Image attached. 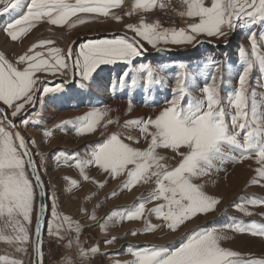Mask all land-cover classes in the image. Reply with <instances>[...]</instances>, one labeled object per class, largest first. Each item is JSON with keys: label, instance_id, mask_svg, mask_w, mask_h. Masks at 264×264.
<instances>
[{"label": "snow or ice", "instance_id": "snow-or-ice-1", "mask_svg": "<svg viewBox=\"0 0 264 264\" xmlns=\"http://www.w3.org/2000/svg\"><path fill=\"white\" fill-rule=\"evenodd\" d=\"M20 0L10 4L15 8ZM169 0H135L131 11L125 15L131 16L137 10L145 12L156 8L165 9ZM186 11L180 15L198 22L188 25L186 29H165L160 23L141 22L138 25H127L132 37L119 36L112 39H94L78 45L74 52L70 45L67 50L59 47H48L54 41L43 39L31 45L20 55L15 63L11 62L3 53H0V241L16 245L18 252H27L25 245L30 241L29 225L32 224L33 211L36 204V189L44 196V186L40 179L35 160L25 140L12 118L18 116L26 105L36 103V92L42 94L54 93L62 90V86L55 88L40 85L44 83L38 73L45 75L64 76L71 70H78L84 81L91 79L93 73L102 65H113L118 62L131 64L132 60L141 56L146 41L152 48L165 51L160 45L168 44H194L199 43L197 37H224L228 31L237 27V22L247 21L252 24L258 19L264 21V0H182ZM123 0H30L27 10L18 18L8 22L3 27L5 34L12 40L18 41L26 36L37 24L47 22L51 25L63 27L68 25L69 30L92 22L89 19L78 18L69 23L73 17H80L81 13L95 14L108 17L114 8L122 6ZM8 9L0 11V15ZM112 19L122 21L121 16L113 15ZM137 37L139 39H137ZM252 54L241 48L240 55L245 66L239 75V88L227 98V103L235 109L230 116V125L226 121L225 109L221 107V100L213 83L205 84L202 89L204 99L191 100L181 106V100L189 92L185 81L176 79V89L173 99L166 101L167 105L155 118L133 119L125 121L122 127L138 130V136L120 133L111 134L104 142L96 145L90 152V159H75V167L79 169L83 180L97 184L99 188L104 183L92 180L86 168L95 165L113 179L125 176L121 190L131 191L139 184L154 183V188L148 193V200H141L131 209L114 211L109 214L99 226L108 231V222L113 218L119 221L141 220L145 216L146 205L154 201H161L156 207L149 209L162 224L147 223L145 232H155L166 228L170 232H178L182 227L194 221L197 217L207 216L216 211L220 203L218 198L208 195L203 185L194 183L195 180L220 172L226 162L239 163L250 159L254 155L256 162L261 165L256 171L260 179H264V112L258 111V105L253 100L249 109L246 96V81L253 67L264 71V53L257 51L255 34L250 35ZM47 52L37 49H45ZM214 63V62H213ZM23 66V67H21ZM183 67V65H181ZM137 71L144 73L141 79L148 87L157 83L154 69L148 64H141ZM127 76L125 72L123 74ZM137 79H131L134 88ZM131 103V101H129ZM7 109H11L9 113ZM107 115L100 109H94L77 121H65L58 127L70 125L77 135L94 133L100 126L101 120ZM38 122V121H37ZM116 121L109 119L107 124ZM20 124L27 126L29 120L22 119ZM104 125L105 127L107 126ZM244 133L243 140L240 139ZM51 135V132H46ZM131 141L127 143L125 141ZM144 141L146 147L138 145ZM34 143V141H32ZM225 147L228 151H225ZM164 150L170 155L162 154ZM235 153V154H234ZM31 169L33 179L29 178L27 169ZM69 179V178H66ZM73 187L78 182L69 179ZM252 183H258L253 180ZM113 196L116 193H112ZM247 203L252 206L264 205V200L253 198ZM54 210L52 212L53 224L49 227V234L57 239H63L61 228L63 223L71 227V218L61 216ZM239 211L247 212L243 203L234 205ZM45 205H39V212L35 229V264H41L42 252L40 248L41 225L44 219ZM90 219L96 220L93 213ZM60 223H57V222ZM224 228L238 233H248L253 236L264 237V227H244L240 224H230L217 227L208 225L198 227L189 232L180 246L170 248L167 246L148 245L144 247L129 246L125 254L133 259L115 264H264L262 260L236 261L233 258L238 253L223 248L220 241ZM75 231H81L76 223ZM132 232L131 235H137ZM115 237L105 241L112 244ZM80 258H89L100 252L98 246L85 250L75 241ZM73 242L69 241L71 248ZM108 255V254H105ZM3 264H23L22 261L0 256ZM65 264H73L71 258H65Z\"/></svg>", "mask_w": 264, "mask_h": 264}, {"label": "rangeland", "instance_id": "rangeland-1", "mask_svg": "<svg viewBox=\"0 0 264 264\" xmlns=\"http://www.w3.org/2000/svg\"><path fill=\"white\" fill-rule=\"evenodd\" d=\"M13 2L14 0H9L0 10L8 9L0 15V53H3L13 63L32 44L43 39L54 41V44L48 47H59L66 51L75 40L86 35L123 32L133 36L134 33L128 30L127 25H138L142 21L150 24L158 21L162 28L177 30L181 28L187 30L188 25L198 22L196 19L180 15L181 12L186 11L182 0H169L168 7L165 9L156 8L148 12L137 10L131 16L125 15V13L131 11L133 7L126 11L124 9L126 0H123L122 6L112 9L108 17L81 13L80 17H73L69 23L76 22L78 18L89 19L92 22L78 25L71 30L68 25L58 27L45 21L37 24L20 40L12 41L3 31V27L24 14L30 0H20L15 8H11L10 4ZM70 2L74 3L75 0H70ZM206 3H210V0H206ZM113 15L121 16L122 21L117 22L112 19ZM49 27L64 35L60 38L46 37ZM253 33L257 42V51L264 53V21L258 19L252 24L247 21H238L237 27L228 31L227 36L224 37L200 35L197 37L199 43L160 45L164 49L176 52L167 50L158 52L146 41L141 40L140 43L149 52V55L142 52V55L133 59L131 64L118 62L113 65H102L88 81L82 80L78 70L71 69L64 76L37 74L44 81L40 85L41 89L44 86L52 88L62 86V90L48 94H42V91L36 92L34 106L26 105L25 109L12 119L16 120L28 110L33 109L26 117L29 124L25 126L18 123L17 126L18 130L29 140L35 159H37L41 177L49 193L50 214L43 239L42 264H65L66 257L71 258L73 264H115L117 260L124 262L133 259L130 254H125L129 246L178 247L185 240L187 234L198 227L208 225L221 227L237 223L244 227L253 225L258 228L264 227V205L252 206L247 203L253 198L264 200V179H260L256 171L261 165L256 162L257 158L254 155L239 163L226 162L221 166L220 172L214 171L210 176L195 180L194 183L203 185L205 193L218 198L220 203L215 212L197 217L175 233L166 228L158 229L155 232L144 231L149 221L152 224L163 223L154 214L148 212L161 201L148 203L145 216L141 220L119 221L113 218L108 222L106 234L99 226L112 212L131 209L141 200H148V193L154 188V183L139 184L131 191L121 190L127 179L126 175L113 179L95 165L87 167L86 172L92 180L104 183L103 188H99L97 184L90 181H83L78 187H73L69 183L70 176L77 177L76 174H78L83 178L79 169L75 167L74 157L81 160L90 159V152L93 148L104 142L113 133H120L122 138L126 135L138 136V130L122 127L125 121L155 118L159 115L163 108L168 106L166 101H170L175 95L178 75L189 86L188 94L180 102L181 106L186 105L190 99H204L202 89L205 84L213 83L212 77H215L214 84L221 100V107L225 109L226 121L230 125V116L235 114V109L226 101L229 95L239 88V75L245 66L241 59L240 49L243 48L248 56H251L250 35ZM116 37L119 36L101 39ZM137 39L139 38L137 37ZM207 42L217 46H212ZM78 45L73 47L74 52L78 51ZM41 50L47 52V48L37 49V51ZM141 64H148L155 70L154 76L157 83L148 87L144 86V81L141 79L144 73L137 71ZM125 72L128 74L127 76L123 75ZM133 77L137 79L134 88L131 86ZM60 79H64L68 85L61 83ZM71 81L73 82L71 83ZM245 88L249 109L255 100L258 111L264 112V71L254 66L247 77ZM0 106L5 107L2 104ZM97 108L106 112L107 115L101 120L100 126L94 133L77 135L70 125H65L63 128L58 127L65 121H77ZM7 111L10 113L11 109H7ZM109 119L116 122L107 124ZM49 131L51 132L50 136L46 135V132ZM243 135L244 133L241 132V141ZM125 142L131 143L127 140ZM134 146L144 148L146 144L141 141L140 144ZM225 151H228L227 147H225ZM161 152L170 155L164 150ZM45 177L49 179L52 189L47 186ZM253 180H257L258 183H252ZM76 181L80 182L81 179L77 178ZM84 191L85 193L94 191V194L89 197L81 196L80 194ZM79 192L81 193L79 194ZM114 192L115 196L112 195ZM53 201H55V211L61 216L68 214L72 221L71 227L68 223H63L60 233L64 237L63 239H57L49 234V227L53 224ZM240 203L244 204L247 212L251 213L250 215L234 207ZM97 210H101V221L97 215H95L96 220L90 219V216ZM37 215L36 195L32 224L28 226L30 241L25 245L27 252H18L16 245L0 241V256H8L9 259L22 261L23 264H32V237ZM96 221H100L99 224L93 225ZM77 222L80 226L83 225L78 234L73 228ZM2 227L3 224L0 221V228ZM132 232L138 234L134 236L131 235ZM222 235L225 238L220 241V245L238 253V256L233 258L234 260L240 262L264 261V237L238 233L229 228H224ZM77 237L80 246L85 250L98 246L100 252L89 258H80L75 245ZM113 237L115 240L112 244L105 243L106 240ZM69 241L73 242L71 248L68 247ZM0 264L3 262L0 261Z\"/></svg>", "mask_w": 264, "mask_h": 264}, {"label": "water", "instance_id": "water-1", "mask_svg": "<svg viewBox=\"0 0 264 264\" xmlns=\"http://www.w3.org/2000/svg\"><path fill=\"white\" fill-rule=\"evenodd\" d=\"M3 8V5L0 4V10ZM113 36H127V37H132V35L130 34H127V33H123V32H118V33H110V34H96V35H86L84 37H81L80 39H77L75 40L71 45L74 47L75 45H78L79 43L81 42H85V41H88V40H94V39H101V38H108V37H113ZM202 42V41H201ZM207 44H210L212 46H217L211 42H207ZM167 51H170V52H176L174 50H170V49H165ZM143 52L147 55H149V52L143 47ZM178 53V52H177ZM62 80L61 82L68 85V83L65 82L64 79H60ZM58 81V80H56ZM73 81H71L72 83ZM34 106V105H33ZM0 108H2L0 106ZM33 108V107H32ZM33 110V109H30L28 110L27 112L24 113V115L16 120H13L14 123H16L18 125L19 121L22 120L23 118H26L28 113ZM21 133V132H20ZM21 135H23L21 133ZM24 136V135H23ZM25 138V137H24ZM26 141L29 142L28 139L25 138ZM28 147L32 153V158L35 160V163H36V167L38 169V172H39V176H40V179L41 181L43 182V186H44V196L42 197L40 195V192H39V189L37 188L36 189V192H37V206H38V212H39V205L41 203H43L45 205V212H44V219L42 221V225H41V236H40V248H41V252H42V248H43V239H44V235H45V232H46V227H47V224H48V221H49V214H50V203H49V193L47 191V188H46V185H45V182L43 181V178L41 177V172H40V169L38 167V164H37V159H35V156H34V152L30 146V144H28ZM28 172H29V175H30V179H33L32 177V174H31V169H27ZM35 229H36V226H35ZM35 241H36V236H35V230H34V233H33V237H32V264H35V260H36V253L34 251V248H35ZM41 264H42V257H41Z\"/></svg>", "mask_w": 264, "mask_h": 264}, {"label": "crops", "instance_id": "crops-1", "mask_svg": "<svg viewBox=\"0 0 264 264\" xmlns=\"http://www.w3.org/2000/svg\"><path fill=\"white\" fill-rule=\"evenodd\" d=\"M57 173H58V171H57ZM76 176H77V177H75V176H74V177L70 176V179H74V180H76L77 178H78V179H81V181L78 182V186H79V185H81V184L83 183L84 180H83V178H81V176L79 177L78 174H76ZM45 180H46L47 186H48L50 189H52L51 184H49V179H48L47 177H45ZM88 191H90V190H88ZM70 193H71V192H70ZM70 193H69V194H70ZM80 193H81V192H79V194H80ZM82 194H83V195H82ZM93 194H94V191H91V192H88V193H85V191H84V193H81L80 195H81V196H87V197H89V196H91V195H93ZM100 198H101V197H100ZM100 198H99V199H100ZM94 214L97 215V217L99 216L98 219L101 221V216H100V215H101V210H97ZM66 215L68 216V214H66ZM66 215H65V216H66ZM100 221H99V222H100ZM99 222L96 221L93 225H96V223L99 224ZM99 225H100V224H99ZM132 225H133V224H132ZM75 227H76V225H74L73 228L75 229ZM81 227H83V225H81ZM99 237H101V235H99ZM100 248H101V246H100ZM68 251H69V250H68ZM63 252H65V251H63ZM100 255H101V253H100Z\"/></svg>", "mask_w": 264, "mask_h": 264}, {"label": "bare ground", "instance_id": "bare-ground-1", "mask_svg": "<svg viewBox=\"0 0 264 264\" xmlns=\"http://www.w3.org/2000/svg\"><path fill=\"white\" fill-rule=\"evenodd\" d=\"M9 0H0V4L1 3H8ZM135 3V0H126V3H125V6H124V9L126 11H129L131 9V7H133ZM46 37H53V38H60L61 36H63L64 34L62 32H58V31H55L54 29L52 28H48L47 31H46ZM69 42V41H68ZM241 179V178H239ZM125 182V181H124Z\"/></svg>", "mask_w": 264, "mask_h": 264}, {"label": "built area", "instance_id": "built-area-1", "mask_svg": "<svg viewBox=\"0 0 264 264\" xmlns=\"http://www.w3.org/2000/svg\"><path fill=\"white\" fill-rule=\"evenodd\" d=\"M6 3L4 2V3H2V5L4 6Z\"/></svg>", "mask_w": 264, "mask_h": 264}, {"label": "flooded vegetation", "instance_id": "flooded-vegetation-1", "mask_svg": "<svg viewBox=\"0 0 264 264\" xmlns=\"http://www.w3.org/2000/svg\"><path fill=\"white\" fill-rule=\"evenodd\" d=\"M62 83V82H61Z\"/></svg>", "mask_w": 264, "mask_h": 264}]
</instances>
